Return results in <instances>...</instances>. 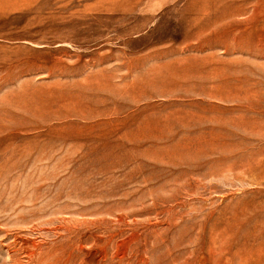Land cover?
<instances>
[{
  "label": "rangeland",
  "instance_id": "374dc122",
  "mask_svg": "<svg viewBox=\"0 0 264 264\" xmlns=\"http://www.w3.org/2000/svg\"><path fill=\"white\" fill-rule=\"evenodd\" d=\"M0 264H264V0H0Z\"/></svg>",
  "mask_w": 264,
  "mask_h": 264
}]
</instances>
